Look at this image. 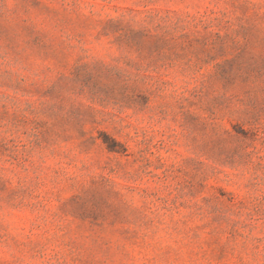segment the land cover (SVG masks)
<instances>
[{"label":"rangeland","instance_id":"1","mask_svg":"<svg viewBox=\"0 0 264 264\" xmlns=\"http://www.w3.org/2000/svg\"><path fill=\"white\" fill-rule=\"evenodd\" d=\"M0 264H264V0H0Z\"/></svg>","mask_w":264,"mask_h":264}]
</instances>
